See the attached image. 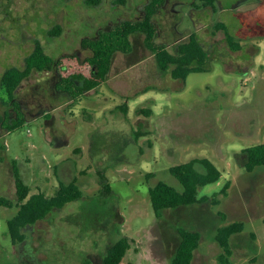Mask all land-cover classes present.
Here are the masks:
<instances>
[{"label":"rangeland","instance_id":"374dc122","mask_svg":"<svg viewBox=\"0 0 264 264\" xmlns=\"http://www.w3.org/2000/svg\"><path fill=\"white\" fill-rule=\"evenodd\" d=\"M146 1L0 0V76L10 66L23 67L35 39L52 57L88 56L82 38L138 18ZM155 23L156 42L171 51L195 33L210 55L209 70L174 81L157 69L143 35L134 33L132 51L114 53L106 81L80 101L57 92L49 72H33L17 90L25 120L10 132L0 129V196L14 203L0 208V264H100L122 236L130 248L120 264H169L178 227L201 234L192 264H264V168L247 172L244 152L264 143V0H215L213 6L167 0ZM217 23L239 42L238 50L215 30ZM56 24L61 33L50 38L46 31ZM2 101L0 85V123L5 110L15 117ZM124 103L126 114L117 109ZM136 130L146 134L136 139ZM195 158H207L222 174L199 190L210 200L155 218L149 188L164 181L179 189L169 168ZM13 161L30 193L51 197L59 182L73 179L82 193L17 244L7 234L18 209ZM97 171L105 172L112 195L101 197ZM234 222L243 230L231 237V255L221 263L214 235Z\"/></svg>","mask_w":264,"mask_h":264},{"label":"trees","instance_id":"16d2710c","mask_svg":"<svg viewBox=\"0 0 264 264\" xmlns=\"http://www.w3.org/2000/svg\"><path fill=\"white\" fill-rule=\"evenodd\" d=\"M123 2V0H118ZM202 6H213L215 0H199ZM87 6L98 5L101 0H84ZM167 0H147L140 9V15L136 19H120L108 29H99L90 37L82 38L80 46L88 50L90 54L84 58L76 53L62 54L52 57L46 53L44 46L37 39L33 42L32 50L24 57L23 67L10 66L0 76V85L4 90L7 102L2 104L11 106L15 117L5 110L0 123L2 133L10 132L25 120L24 113L20 110L16 101V92L33 72L54 73L56 81L54 89L66 94L69 99L80 101L89 91L95 90L105 81L111 67L114 53L128 54L132 51L131 35L141 33L143 45L151 52L157 69L174 81H185L191 73L206 72L209 70L210 55L195 33H190L186 40L179 41L173 51L164 43H157L158 36L155 16L165 6ZM222 29L226 42L232 50H238L240 44L233 36L227 33L222 23L215 25V30ZM61 33L60 25H53L46 34L50 38L57 37ZM146 88L143 92L147 91ZM126 114L127 104L117 106ZM138 112L148 116L149 109H140ZM43 115L49 116L48 112ZM141 130L142 125H138ZM135 131L136 139L145 135V132ZM3 134H0V137ZM246 153L245 169L253 172L257 168H264V143L253 145L244 150ZM196 164L202 170L196 169ZM169 173L178 184L179 189L164 181H158L149 188L148 194L154 211L155 218H160L164 210L177 209L210 200V196L200 195L199 190L218 181L222 174L207 158H195L186 163L174 165L169 168ZM12 175L15 188L17 212L7 221V234L11 243L17 244L25 241L26 232H32L34 227L43 222L55 210L82 198L76 180L67 183L59 182L53 196L48 197L43 192L30 193L29 186L23 181L16 162L12 163ZM152 175V174H150ZM101 197L112 195L110 185L104 171H97ZM229 183L226 182L220 193L226 194ZM214 196V195H213ZM13 201L5 196H0V208H12ZM213 204H218L213 200ZM243 223L234 222L217 228L214 240L221 249L218 261L225 262V258L231 255L230 239L240 234ZM179 242L169 264H192L194 253L199 247L201 234L197 230L178 227ZM130 248V240L122 236L108 246L100 264H120L127 250Z\"/></svg>","mask_w":264,"mask_h":264},{"label":"crops","instance_id":"0c3cea01","mask_svg":"<svg viewBox=\"0 0 264 264\" xmlns=\"http://www.w3.org/2000/svg\"><path fill=\"white\" fill-rule=\"evenodd\" d=\"M88 93H90V91ZM88 93H87V95H88Z\"/></svg>","mask_w":264,"mask_h":264},{"label":"flooded vegetation","instance_id":"af4514ba","mask_svg":"<svg viewBox=\"0 0 264 264\" xmlns=\"http://www.w3.org/2000/svg\"><path fill=\"white\" fill-rule=\"evenodd\" d=\"M133 46V45H132Z\"/></svg>","mask_w":264,"mask_h":264}]
</instances>
